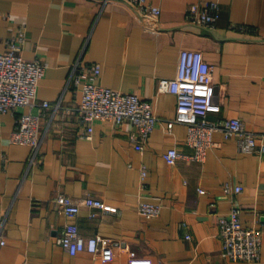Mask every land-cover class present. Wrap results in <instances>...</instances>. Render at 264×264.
<instances>
[{
  "label": "crops",
  "instance_id": "1",
  "mask_svg": "<svg viewBox=\"0 0 264 264\" xmlns=\"http://www.w3.org/2000/svg\"><path fill=\"white\" fill-rule=\"evenodd\" d=\"M150 1L159 14L142 15L125 0H0V51L47 63L36 97L0 118V264H264V152H242L235 136L216 131L203 160L189 157L195 147L177 97L160 91V79L176 76L181 49H200L222 105L208 117H241L264 141V0H213L220 4L213 29L186 20L189 5L211 0ZM76 61L99 65L98 83L152 102L159 122L147 137L137 138L128 119L96 121L85 132L82 90L71 79ZM24 111L40 116L37 163L30 145L11 141ZM171 147L181 153L173 164L164 158ZM61 193L81 203L100 198L115 211L83 204L68 215L55 201ZM141 201L160 202V214L141 213ZM235 204L243 224L262 232L258 260L223 253L218 220ZM67 222L111 245L114 258L71 254L59 240Z\"/></svg>",
  "mask_w": 264,
  "mask_h": 264
},
{
  "label": "built area",
  "instance_id": "2",
  "mask_svg": "<svg viewBox=\"0 0 264 264\" xmlns=\"http://www.w3.org/2000/svg\"><path fill=\"white\" fill-rule=\"evenodd\" d=\"M142 15L161 12L159 5L150 0H125ZM220 17L218 1L196 2L188 6L186 20L190 23L213 29ZM22 37V33H21ZM18 47V45H14ZM47 63L40 59H26L15 49L0 51V118L3 113L21 105H27L37 95L38 85L44 75ZM101 72L97 64L76 61L71 79L77 88L82 90V101L79 106L80 123L85 132L90 133L96 121H111L120 125L125 120L132 121L138 127L137 138H145L159 122L151 101L143 99L136 92H123L96 81ZM70 79V80H71ZM160 91H169L177 97L178 119L188 125L187 141L195 147V152L189 157L203 160L207 151L215 141L216 131H221L225 137L235 136L238 149L242 152H264V141H259L258 135L246 128L241 117H218L210 119V112L221 110V103L215 99L213 81V65L210 64L202 50L197 48H182L179 56L177 74L173 78L160 79ZM43 106L50 105L43 101ZM59 104L56 103V106ZM174 121H168L171 129ZM43 135L40 129V116L33 112H22L16 119V128L11 133V141L28 144L32 147L30 163H37L41 154ZM181 155L176 147L164 152L165 160L173 164ZM146 170H143L145 175ZM243 189L236 185L234 192ZM226 190H231L229 183ZM204 192L205 189H200ZM55 201L68 215L78 213L81 205L94 206L105 211H115L114 207L104 200L86 197L83 203L75 201L70 195L61 193ZM141 213L148 216L160 214L162 204L154 201H141L138 205ZM219 233L223 241V253L232 260L255 261L260 259L262 252V232L256 226L244 225L241 219V206L235 204L221 215L218 220ZM186 237H191L190 233ZM61 245L71 254L81 250L100 252L105 261L115 256L111 245H100L99 237L92 235L85 238L74 222H67L61 232ZM5 243L3 225H0V245ZM23 261L21 264H26ZM131 264H150L147 260L133 258Z\"/></svg>",
  "mask_w": 264,
  "mask_h": 264
}]
</instances>
